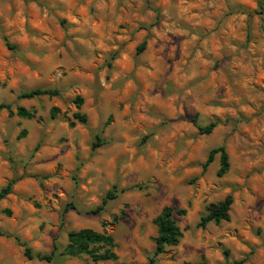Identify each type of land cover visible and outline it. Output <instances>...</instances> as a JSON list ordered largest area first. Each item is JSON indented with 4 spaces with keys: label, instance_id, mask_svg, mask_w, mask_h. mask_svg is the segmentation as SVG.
Instances as JSON below:
<instances>
[{
    "label": "clouds",
    "instance_id": "clouds-1",
    "mask_svg": "<svg viewBox=\"0 0 264 264\" xmlns=\"http://www.w3.org/2000/svg\"><path fill=\"white\" fill-rule=\"evenodd\" d=\"M15 3L18 11L12 22L20 27L16 39L26 45L50 46L46 41H51L55 33L45 21L55 22V17L35 3ZM60 3L66 8L57 15L69 22L64 35L83 44V54L75 51L74 41L69 39L71 54L64 52L63 60L33 55L31 48L22 49L23 55L12 59L0 56V84L8 83L5 92L13 88H41L59 93L50 97L48 103L37 101L30 105L32 119L21 121L19 128L13 124L10 137L0 121V187L23 174L25 167H34L31 153L37 144L52 161L69 160L65 169L69 176L54 173L59 178L49 182L43 192L38 185L34 191L25 188L24 192L17 186L15 194L0 201V210L10 207L14 213L11 218L0 214V264H93L87 254L91 248L69 251L80 247L71 245L68 238L70 216L89 221L88 226L98 236L110 235L127 245L130 261L133 248L152 245L150 237L155 228L140 230V224L145 223V211L149 225L155 218L153 213L159 214L169 206L173 216L180 220L176 199L179 196L186 208L188 200L195 201L194 207L187 208L190 216L199 212L211 219L214 209H206V203L216 198L214 193L218 189L209 183L197 198L190 195L191 189L183 187L187 175L202 172L190 166L196 154L207 155L209 150L219 151L230 143L237 145L234 181L247 184L250 173L254 179L257 174L264 177V74L257 79L253 71L256 62L243 53L231 60H220V67L215 68L223 49L237 51L229 43L221 44L220 39L241 38L250 25L264 22V0H152L150 9L145 0ZM0 7L10 10L12 5L5 0ZM29 8L37 14L36 22L30 19ZM157 13L163 27L157 24L151 29L152 44L164 41L172 59L163 65L156 60L149 69L140 66L143 61L139 60L132 40L139 24L150 26ZM30 23L40 27L41 33L48 32V36H29L25 26ZM121 23L131 26L121 31ZM169 33L183 39L182 50L180 39L169 40ZM125 44L129 47L125 48ZM114 52L118 58L113 70H109L107 63ZM172 63L176 64L174 71ZM77 96L82 98V104ZM53 101L63 109L57 117L51 115ZM0 102H7V97L0 96ZM121 105H127V110ZM15 107L14 103V110ZM241 112L249 119L255 114L260 121L259 132L253 131L251 140L243 133L252 129L256 121L248 124ZM78 114L87 119L80 120ZM117 116L118 124L113 119ZM25 132L27 139H20ZM73 172L75 181L70 175ZM55 185L66 186L68 193L63 188L57 191ZM224 187L231 191V186ZM45 192H55L60 199L49 204L52 196L45 199ZM244 199L251 203L253 197L245 193ZM36 200L42 202L39 209L35 207ZM68 200L87 212L76 213L69 207L63 215L62 231L60 210L62 202ZM150 201L154 205L151 208ZM93 208L98 211L93 213ZM121 212L125 217L120 219L118 230L111 221ZM257 215L251 212L252 217ZM236 228H240L244 240L238 237ZM186 242L198 249L208 248L216 256L222 246H228L239 260L255 259L256 264H264V243L251 234L239 217L232 223L221 220L219 226L212 222L208 232L193 228L186 234ZM191 251L184 250L186 258ZM45 256L50 259H44Z\"/></svg>",
    "mask_w": 264,
    "mask_h": 264
},
{
    "label": "rangeland",
    "instance_id": "rangeland-1",
    "mask_svg": "<svg viewBox=\"0 0 264 264\" xmlns=\"http://www.w3.org/2000/svg\"><path fill=\"white\" fill-rule=\"evenodd\" d=\"M9 4L12 5L10 10H5L3 7H0V43H2V47H0V56L4 57L5 60L12 59L16 56H22L23 52L22 49L31 48L33 49V55L40 56V57H51L53 61L56 60H63L64 59V52H69L71 54V50L68 47V40L71 39L74 41L73 47L75 48L76 52H80L83 54L84 52V45L76 42L75 37H66L64 35L67 32L66 25L69 23L64 17L58 16L57 13L59 11L65 10L66 6L60 3V0H53L50 3V0H24L25 6L29 5L30 3H35L38 8L41 10L48 9L49 12L55 17V22L45 21V24H49V30L54 32L55 35L53 36L51 41H46V44L50 46H38L36 44L26 45L25 43L21 42L20 40L16 39L17 36L20 35V27L17 23H13L12 21L16 18V13L18 11V7L16 6L15 0H7ZM5 3V0H0V5ZM145 4L147 8L152 7V0H145ZM30 13V19L33 22L37 21V14L32 11L30 8L28 9ZM162 17L159 13H157L156 20L150 25L146 26L143 23L139 24V26L135 30V34L133 36L132 45L134 46L135 52L138 54V58L140 61H143V64L140 65L141 67L146 66L147 68L151 69L153 62L159 60L161 64H166L169 60L172 59L169 52L170 49L168 45L164 41L157 40L155 44H152L154 39V34L152 33L151 29L155 28L157 24H162ZM130 24L121 23L120 30L126 31L127 27H130ZM25 30L29 36H48V32L41 33L40 27H34L32 23L25 26ZM169 40L180 39V48L183 49V39L179 37L173 36V34H168ZM221 44L229 43L232 47H234L237 51L234 53H230L228 48L223 49L221 52V56L217 59L215 68L220 67V60L224 58H229L233 56H239L240 53H243L248 59L255 61L256 63L253 64V71L256 73V78L260 79L261 74H264V63H260V61H264V22L259 25H250L249 29L247 30L246 34L241 38H221ZM144 43V48L141 52H137L136 48L141 44ZM124 47H129L128 44H125ZM163 49V51L161 50ZM118 58V53H112V59L107 63V68L109 70H113L114 68V61ZM179 58H177L178 60ZM27 63V61H26ZM176 64H171L172 71L175 70ZM226 71V69H225ZM66 72V70H65ZM138 78H142L137 73ZM264 83V81H262ZM2 85V86H1ZM259 87V85H257ZM8 89V83L5 82L0 84V96H6L7 102H0L2 104H8L11 107V110L14 111V103L16 107H23L26 110H29L30 105L35 104L37 101H42L44 103L49 102V98L46 97H38L30 100L26 99H19L17 95L27 91H17V89L13 88L5 92L4 90ZM34 89H41V88H34ZM227 93V89L225 90V94ZM79 97V96H77ZM15 98V99H13ZM83 103L81 97H79ZM224 96L220 97V102H222ZM81 103V104H82ZM54 108L58 110V113L55 117L63 114V109L58 105L55 104L53 101ZM15 107V108H16ZM124 110H127V105H121ZM262 110H264V105H262ZM241 116L245 117L246 122L248 124H253V121H256V124L253 125V128L247 131H244V136H246L249 140L252 138L253 131L259 132V127L257 125L260 124L259 119L254 114L250 119L247 118V114L241 112ZM87 119V117L85 116ZM116 120L117 124L119 123V118L113 117ZM25 119H19L15 116L8 117L5 111L0 112V121L5 124V130L10 137L13 132L12 125L15 124L17 128L22 127L20 123ZM75 124V122H74ZM213 134L215 135V130H213ZM261 138H264L262 136ZM22 139H27V133L25 132V136ZM61 142H66V140H62ZM5 143H8V140H5ZM237 145L229 144L224 148V151L228 158V171L221 177H216L215 173L218 168V155L213 157V161L204 169L202 172H197L194 175H187L185 177L186 183L183 187L191 189L190 195H193L199 198L202 194V190L208 187L209 183H212V187L218 189L214 195L215 199L210 203H216L221 201L225 196L230 195L232 199V203L230 205L228 211V221L227 223H232L234 218L239 217L243 220L244 224H246L251 232V234L262 243H264V177H259L257 174V178H253L252 174L250 173L247 177L248 183L247 184H238L234 181V152L237 150ZM210 151V150H209ZM208 151V152H209ZM208 154V153H207ZM67 153L65 157H67ZM31 156L34 161V167L28 168L25 167L23 174L19 175L18 177H14L11 179H17V181L12 185L11 191L8 195L1 198L0 201H3L10 197L11 195L17 192V186H19V190L24 192L25 188H31L33 191L36 189L38 185L39 190L43 192V190L47 187V184L52 180L58 179L54 173L59 172L60 176L67 178L69 176V172L65 171L70 165V161L65 158H60L56 161H52L51 158L43 153L42 147L40 145L35 146L34 152L31 153ZM207 155H200L196 154L193 155L191 158V168L192 169H202L201 166L205 161ZM255 171V170H253ZM71 179L76 180L75 173H71ZM10 180V179H9ZM8 180V181H9ZM25 181H33L34 184L27 185ZM224 186H231V191H226ZM257 186L259 190H257ZM3 187H0V189ZM57 191L63 188L65 194L68 193V188L64 185H55ZM253 197L251 203H247L244 199V194ZM51 195L52 200L49 201V204L53 203L55 200L60 199L59 196L56 195L55 192L44 193L45 199ZM156 195L159 196L160 192L157 189ZM203 195H207V192H203ZM166 197L170 198V194L166 193ZM178 203V209H184L185 214L181 216L180 220H177L174 217L176 225L182 232V237L180 238L178 244L174 247H166L165 252L161 255H158L153 259V264H181V260L184 262L194 264L199 261H203L205 264H223L222 258V251L227 250L228 256L227 261L232 262L239 260L233 253V249L228 246H222L219 250L220 255L216 256L213 252L208 248L198 249L194 244L186 242V234L191 232L193 228L197 231L208 232L209 231V223H207L203 228L197 226L199 223V218L201 214L197 212L195 215L190 216L187 208L194 207L195 201L188 200L187 208L185 206L184 199L180 198L179 196L176 197ZM238 203L242 206L238 207ZM63 207L60 210V221H61V230L63 231L64 226V219L63 215L68 211V208L71 207L75 209L76 213H85L87 212L86 209H81L77 206V204L73 200L63 201ZM209 205L206 203V206ZM153 202H149V208L153 207ZM35 207L41 208L42 202L40 200L35 201ZM127 207V206H126ZM96 208L92 209L93 213ZM255 211L258 215L255 217L251 216V212ZM122 215L116 218V221H111L112 225L116 229H120V219L125 217V213L121 212ZM120 213V214H121ZM0 214L11 218L14 213L10 207L3 208L0 210ZM102 215V212H101ZM156 217L158 214L153 213ZM142 216L145 218V223L140 224V230L143 232L147 227H154L151 220V224H148V211L142 213ZM239 222V220H238ZM89 221L80 219L79 216H76L74 219L70 216L69 220V231H77L80 229H91L89 225ZM220 224V223H219ZM217 224V226H219ZM103 226L107 227V222L103 224ZM92 230V229H91ZM237 232V235L240 239L244 240V234L240 231V228L234 229ZM68 231V232H69ZM93 231V230H92ZM135 231V229H133ZM95 232V231H94ZM156 230L151 235L150 239L155 237ZM110 236V235H109ZM115 248L112 250L117 260L115 262L106 261L107 264H148V260L152 257L153 252V242L150 246H139L135 247L132 250V260L128 259V254H126L127 245L123 244L121 241H117L111 236ZM247 243H251V241H246ZM191 249V254L189 257H185L184 250ZM255 252V249H254ZM93 264H99L93 263ZM243 264H256L255 259H251L245 261Z\"/></svg>",
    "mask_w": 264,
    "mask_h": 264
},
{
    "label": "trees",
    "instance_id": "trees-1",
    "mask_svg": "<svg viewBox=\"0 0 264 264\" xmlns=\"http://www.w3.org/2000/svg\"><path fill=\"white\" fill-rule=\"evenodd\" d=\"M144 48V43H141L137 48V52H141ZM2 86V85H1ZM58 92H53L49 89H33L32 91L23 92L17 95L19 99H34L38 97H54L58 95ZM79 104L82 103L79 97H76ZM78 104V106H79ZM5 111L8 117L15 116L19 119H28L31 120L34 113L32 111H28L23 107H16L14 111L11 110L10 105L0 103V112ZM58 113V110L54 107L51 108V115L55 117ZM78 118L80 120H86L85 116L79 115ZM75 121H73L74 124ZM25 136L20 137L22 139ZM222 153V154H221ZM218 155V168L216 170V177L223 176L229 167L228 158L224 151V148H220L219 151L210 150L205 158L204 163L201 168L204 170L212 161L213 157ZM17 181V179H10L7 182V186L0 189V199L8 195L11 191L12 185ZM232 203V199L230 195L225 196L221 201H218L213 204H209L206 206L207 208L214 209V215L210 219L207 216H200L198 227L203 228L207 223L214 222L216 225L220 223L221 220L228 221V211L230 205ZM98 209H95L94 212H97ZM185 210L178 209L179 217L184 216ZM122 215V213L120 214ZM113 221H116V218H113ZM155 226L156 234L152 239L154 248L152 252V257L148 260V264H153V259L158 255H161L165 252L166 247H174L178 244L180 238L182 237V232L176 225L173 216V209L169 207H165L162 212H160L152 221ZM68 238L71 245H78L79 248L73 249L70 248L69 251L79 252L85 248H91L87 254L92 257L93 263H97L100 261H110L115 262L117 257L115 253L112 251L115 248V244L109 235L98 236L96 232L91 229H80L77 231H69ZM228 251H222L223 264H243L245 261L236 260L232 262L227 261ZM29 258H31V254L29 253ZM44 259H50V257L45 256ZM125 264V263H120ZM183 264H190L184 262ZM194 264H205L203 261H199Z\"/></svg>",
    "mask_w": 264,
    "mask_h": 264
}]
</instances>
